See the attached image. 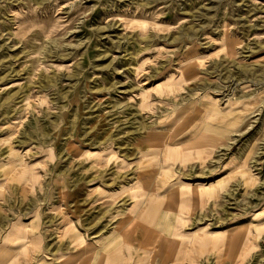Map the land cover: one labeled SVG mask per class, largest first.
I'll use <instances>...</instances> for the list:
<instances>
[{
	"label": "rangeland",
	"instance_id": "1",
	"mask_svg": "<svg viewBox=\"0 0 264 264\" xmlns=\"http://www.w3.org/2000/svg\"><path fill=\"white\" fill-rule=\"evenodd\" d=\"M0 264H264V0H0Z\"/></svg>",
	"mask_w": 264,
	"mask_h": 264
}]
</instances>
